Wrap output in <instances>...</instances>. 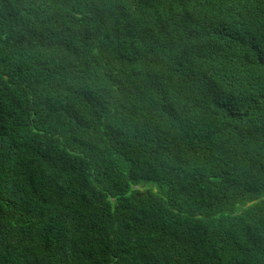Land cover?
Returning <instances> with one entry per match:
<instances>
[{
    "label": "trees",
    "instance_id": "trees-1",
    "mask_svg": "<svg viewBox=\"0 0 264 264\" xmlns=\"http://www.w3.org/2000/svg\"><path fill=\"white\" fill-rule=\"evenodd\" d=\"M0 264H264V0H0Z\"/></svg>",
    "mask_w": 264,
    "mask_h": 264
}]
</instances>
